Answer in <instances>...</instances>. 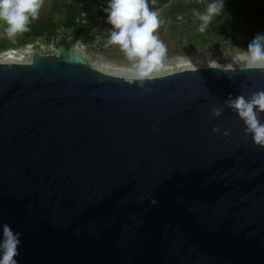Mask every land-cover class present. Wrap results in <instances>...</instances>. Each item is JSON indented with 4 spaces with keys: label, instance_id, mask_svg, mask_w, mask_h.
<instances>
[{
    "label": "water",
    "instance_id": "obj_1",
    "mask_svg": "<svg viewBox=\"0 0 264 264\" xmlns=\"http://www.w3.org/2000/svg\"><path fill=\"white\" fill-rule=\"evenodd\" d=\"M79 37L0 62V238L20 234L17 264H264V146L231 109L212 115L264 91V68L141 86L93 67Z\"/></svg>",
    "mask_w": 264,
    "mask_h": 264
},
{
    "label": "clouds",
    "instance_id": "obj_2",
    "mask_svg": "<svg viewBox=\"0 0 264 264\" xmlns=\"http://www.w3.org/2000/svg\"><path fill=\"white\" fill-rule=\"evenodd\" d=\"M152 4L156 0H151ZM45 0H0V30L9 37L30 31V25L40 17ZM224 0H212L207 4L205 12L193 10V16L201 23L199 31L204 32L212 18L221 13ZM107 23L111 25L106 46H118L135 70V79L143 82L154 71L164 66L167 54L166 45L161 41L158 31L163 24L159 10L149 6V0H108L104 9ZM101 37H96L99 40ZM248 65L264 68V35L258 34L243 50ZM239 57H233L236 62ZM130 84L132 80L128 81ZM225 108L238 114L243 121L246 134L251 135L255 144L264 146V123L260 114H264V91L254 92L249 97L241 94L231 96L224 107L213 108L212 115L220 118ZM219 133L220 128H213ZM230 133L224 131V135ZM20 234L4 224L0 238V264H17L19 255Z\"/></svg>",
    "mask_w": 264,
    "mask_h": 264
},
{
    "label": "rangeland",
    "instance_id": "obj_3",
    "mask_svg": "<svg viewBox=\"0 0 264 264\" xmlns=\"http://www.w3.org/2000/svg\"><path fill=\"white\" fill-rule=\"evenodd\" d=\"M59 0H45V5L53 7ZM211 0H165L160 11L163 24L158 35L166 45L167 54L164 66L154 71L151 76H159L182 69L198 67L220 66L224 68L253 67L247 64L243 50L246 51L250 42L258 35H264V21L237 23L226 26L221 22L223 29L215 32L210 28L211 22L220 14L214 16L207 27V31H199L200 21L193 16V10L205 12ZM65 11L64 9H60ZM111 25L103 24L91 34L89 41L80 43L79 48L84 50L87 57L92 58L93 67L107 73L121 76L135 77V70L118 46H106ZM101 37L99 40L96 37ZM43 54H55V47L51 43L41 42ZM6 52V51H5ZM12 52V51H10ZM19 56L14 60H5L4 52H0V62H29L32 46H26L13 51ZM9 53V52H7ZM233 57H239L236 62ZM4 59V60H3ZM6 62V63H7Z\"/></svg>",
    "mask_w": 264,
    "mask_h": 264
},
{
    "label": "flooded vegetation",
    "instance_id": "obj_4",
    "mask_svg": "<svg viewBox=\"0 0 264 264\" xmlns=\"http://www.w3.org/2000/svg\"><path fill=\"white\" fill-rule=\"evenodd\" d=\"M163 2L165 0H156V3L152 4L149 0V6L155 10L160 8ZM107 5L108 0H59L53 7L45 5L41 10L39 19L33 21L30 25V31L9 37L0 30V52H4V55L10 51L19 52L20 49L26 46H32L28 62L30 63L33 60L34 52L37 50L43 56L52 55L42 53L41 42L43 44L44 42L51 43L57 53L54 36H73L76 33H80L79 47L80 43L89 41L92 38L90 36L98 26L108 24L107 14L104 11ZM72 6L82 7V9L74 11L70 8ZM5 45L8 46L7 49L1 48Z\"/></svg>",
    "mask_w": 264,
    "mask_h": 264
},
{
    "label": "trees",
    "instance_id": "obj_5",
    "mask_svg": "<svg viewBox=\"0 0 264 264\" xmlns=\"http://www.w3.org/2000/svg\"><path fill=\"white\" fill-rule=\"evenodd\" d=\"M70 8L74 11L82 9V7L77 6H72ZM217 17L218 18H215L209 25L215 32L223 29L220 27L221 22L230 27L240 22L264 21V0H224V8ZM1 48L7 49L8 46L5 45Z\"/></svg>",
    "mask_w": 264,
    "mask_h": 264
},
{
    "label": "bare ground",
    "instance_id": "obj_6",
    "mask_svg": "<svg viewBox=\"0 0 264 264\" xmlns=\"http://www.w3.org/2000/svg\"><path fill=\"white\" fill-rule=\"evenodd\" d=\"M19 56V54H16V53H14L13 51L12 52H9V53H7V54H5L4 56H6V59L5 60H14V58H15V56ZM4 60V59H3ZM6 61V62H7ZM15 61V60H14Z\"/></svg>",
    "mask_w": 264,
    "mask_h": 264
}]
</instances>
